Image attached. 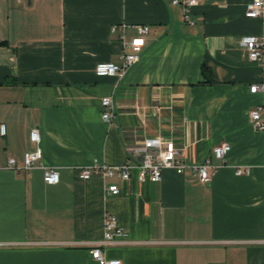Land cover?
I'll return each mask as SVG.
<instances>
[{
  "label": "crops",
  "instance_id": "0c3cea01",
  "mask_svg": "<svg viewBox=\"0 0 264 264\" xmlns=\"http://www.w3.org/2000/svg\"><path fill=\"white\" fill-rule=\"evenodd\" d=\"M252 1L198 0L190 24L173 0H0V264H99L90 251L106 211L128 232L103 245L122 264H264V135L249 120L264 67L240 45L263 32L245 14ZM136 25L150 27L140 60L123 77L97 76V63H122ZM35 128L42 158L10 169L9 158L23 165L36 149ZM157 136L174 141L186 168L140 182L142 153L130 148ZM222 142L224 161L212 150ZM206 158L209 183L191 168ZM127 161L128 181L79 176ZM45 168L58 169L57 184Z\"/></svg>",
  "mask_w": 264,
  "mask_h": 264
},
{
  "label": "built area",
  "instance_id": "2783aa9c",
  "mask_svg": "<svg viewBox=\"0 0 264 264\" xmlns=\"http://www.w3.org/2000/svg\"><path fill=\"white\" fill-rule=\"evenodd\" d=\"M173 3L180 5L183 9V18L187 23H194L192 19V8L198 4V0H173ZM246 16L249 18H259L263 21V32L260 35H247L240 39V45L247 51L250 61L264 67V0H253L246 9ZM123 30L126 24H122ZM117 26L113 27L115 30ZM150 27L147 25H136V36L126 42L122 36L124 52L122 54V63L116 64L113 62H99L96 65L95 73L97 76L117 75L123 77L129 67L137 63L141 58V51L145 45V36L149 33ZM128 49V51H126ZM252 93H264V82L252 84L250 86ZM103 112L102 119L107 123H112L115 117L114 103L111 96L102 98ZM249 120L253 128L260 131L264 135V100L256 107L249 111ZM7 134V126L5 123H0V141ZM31 140L36 143V149L24 154L23 165H18L15 158L8 159V167L14 171L20 172L23 170L31 171L36 162L42 158V149L39 146L40 137L38 130L35 128L31 131ZM230 145L227 142L217 144L212 150L218 159L225 160V156L230 150ZM131 151H139L142 153V161L138 165V179L140 182L150 180L157 182L161 180V173L164 169H174L177 173H182L186 165L180 163L178 159L179 150L173 140H165L162 137H154L146 139L141 145L133 146ZM210 160L206 158L199 163H193L191 168L199 174L203 183H209L212 174L209 172L211 168ZM133 165L130 162H125L121 165L109 166L95 162L89 167H85L80 172L81 179H89L93 174L101 175L102 177L118 176L124 181L131 178V170ZM218 168V167H217ZM250 167H236V174H249ZM43 180L48 185L57 184L60 180V173L55 168H45ZM120 188L117 184H110L107 187L109 195H117ZM103 241L98 243L91 249L93 259L99 264H122L120 259H109L106 257L103 250V245L111 243L121 238H125L128 232L119 226L116 215L106 211L103 218Z\"/></svg>",
  "mask_w": 264,
  "mask_h": 264
},
{
  "label": "trees",
  "instance_id": "16d2710c",
  "mask_svg": "<svg viewBox=\"0 0 264 264\" xmlns=\"http://www.w3.org/2000/svg\"><path fill=\"white\" fill-rule=\"evenodd\" d=\"M2 43H3V42H2ZM203 71H205V69H204Z\"/></svg>",
  "mask_w": 264,
  "mask_h": 264
}]
</instances>
